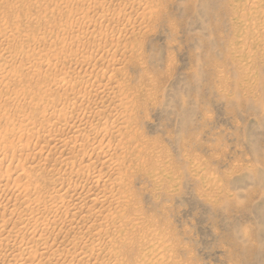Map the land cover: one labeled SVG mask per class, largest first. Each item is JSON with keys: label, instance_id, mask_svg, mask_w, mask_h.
Here are the masks:
<instances>
[{"label": "rangeland", "instance_id": "rangeland-1", "mask_svg": "<svg viewBox=\"0 0 264 264\" xmlns=\"http://www.w3.org/2000/svg\"><path fill=\"white\" fill-rule=\"evenodd\" d=\"M112 10L120 14L128 12L124 16L117 11L120 21L114 24L115 29H109L113 34L104 26L84 23L87 18H98L104 12L111 14ZM104 32L107 37L92 41L90 34L102 37ZM35 38L41 41L37 43ZM83 40L93 42L94 50L83 49ZM103 42L109 43L108 48ZM0 44V83L5 80L4 87L0 84V140L6 139L2 141L5 146L0 144L4 147L0 150V175L10 172L13 179L21 170L30 171V186L42 188V193L51 191L56 184L53 179L56 176L50 175L54 170L65 177L81 168L95 174L100 170L106 176L96 183L99 189L116 173H122L120 176L129 183L125 189L117 185L120 182L110 179L113 190L108 187L106 191L103 187L105 192L109 189L110 196H122L121 190L125 189V201L123 198L117 201L118 197L114 199L95 186L92 194H99L91 196L92 199H104L105 195L110 198L100 205L99 200L89 197L79 204L81 207L87 203L82 211L80 207L74 208H80L77 215L66 201L77 197L86 177L82 182L76 181V192L71 190L72 198L68 196L63 204L69 210L63 205L54 206L52 214H59L65 220L62 225L56 224L51 234H46L48 245H52L46 249L48 255H58L65 263L72 259L71 264H264V0H0ZM94 71L99 74L98 80L86 81L85 77ZM105 82L108 84L104 85ZM36 96L42 100L38 101ZM93 115L101 122L97 131H82L84 135L75 145L48 147L53 132L61 134L63 129L62 135L70 136L73 118L86 122ZM115 117L123 118L122 122L117 118L120 121L117 123ZM122 125L126 126L122 128ZM116 128L124 133L118 140L105 135ZM98 131L105 136L104 141ZM127 136H132L131 140ZM100 140L112 148L99 144ZM97 144L99 148L90 151ZM117 145L124 148L117 149ZM85 146L91 147L85 151ZM101 147L106 148L103 150L109 152V157L103 156ZM68 155L70 158L74 155L71 158L74 164L59 163L60 158ZM112 155L119 161L112 159ZM107 160L114 165L108 166ZM103 163L107 164V170ZM42 193L36 198L41 199L38 202L45 200ZM10 196L0 192V217L8 220L5 221L8 227L11 219L15 220L17 210L12 207L14 195ZM89 200L94 204L90 205ZM100 209L105 215L100 212L98 216ZM73 214L77 218H72ZM83 216L87 224L81 222ZM67 219L76 221L70 224ZM92 219L96 220L95 225H90ZM74 223L80 225L79 234L85 230L82 236ZM81 223H84L82 227ZM97 227L102 229L100 236ZM70 228L77 233L69 232ZM73 238L77 244L71 242ZM89 239L95 242L88 243ZM9 241L8 245L15 243ZM85 252L92 254L88 258ZM75 253H78L76 257ZM2 259L0 264H7Z\"/></svg>", "mask_w": 264, "mask_h": 264}, {"label": "bare ground", "instance_id": "bare-ground-1", "mask_svg": "<svg viewBox=\"0 0 264 264\" xmlns=\"http://www.w3.org/2000/svg\"><path fill=\"white\" fill-rule=\"evenodd\" d=\"M100 1H102V0H100ZM249 1V0H248ZM254 1H256V0H254ZM94 3H95V1H94ZM93 3V4H94ZM255 3V2H254ZM254 3H252V5L254 4ZM96 4V3H95ZM255 5V4H254ZM93 7H94V5H93ZM96 7H97V5H96ZM96 7H94V8H96ZM116 9V8H115ZM134 9V8H133ZM113 10H114V8H113ZM112 10V11H113ZM132 10V9H131ZM131 10H130V12H131ZM248 10H250V8L248 9ZM118 10H116V11H113V12H111V14H105L106 12H104V14L102 13V15L101 16H99L98 18H87V19H85V18H83V19H85L86 20V22L84 21V23H87L88 25H94V26H104L105 27V30H109V29H112V28H114V24L116 23V21L118 20V22L117 23H119V18L120 17H118V15H117V13L119 12H117ZM121 11V10H120ZM133 11H135V10H133ZM137 11V10H136ZM135 11V12H136ZM103 12V11H102ZM123 12V11H122ZM107 13H109L108 11H107ZM128 12H124V14H126V15H128L127 14ZM133 13V12H132ZM241 13V12H240ZM243 13V12H242ZM119 14H120V12H119ZM123 13H121L120 15H122ZM123 14V15H124ZM131 14V13H130ZM132 15V14H131ZM263 15V14H262ZM93 16V15H92ZM125 16V15H124ZM95 17V16H94ZM118 17V18H117ZM121 17H123V16H121ZM123 18H125V17H123ZM130 18V17H129ZM132 18V17H131ZM262 18V17H261ZM263 19V18H262ZM127 20H129V19H127ZM252 20V19H251ZM141 24V23H140ZM139 24V25H140ZM84 25V24H83ZM117 25V24H116ZM142 25V24H141ZM86 26V25H85ZM138 26V25H137ZM260 26V25H259ZM141 27V26H140ZM139 27V28H140ZM47 28V27H46ZM46 28H45V31H46ZM94 28V27H93ZM115 29V28H114ZM48 30H50V29H48ZM87 30V29H86ZM247 30V29H246ZM262 30V29H261ZM94 31V30H93ZM92 31V32H93ZM104 31V30H103ZM111 30H109V33H112L113 32V30H112V32H110ZM49 32V31H48ZM91 33V32H90ZM103 33V32H102ZM101 33V34H102ZM108 33V34H109ZM114 33H115V30H114ZM263 33V32H262ZM93 34V33H92ZM92 34H90V36L92 37V41L93 40H100V39H102L103 38V36H105V37H107V33H105L104 32V35H102V37H100L101 35H99L98 36V34H94V35H92ZM100 34V33H99ZM113 34V33H112ZM111 34V35H112ZM261 34V33H260ZM87 35V34H86ZM3 36V35H2ZM6 36V35H5ZM89 36V37H90ZM259 36V35H258ZM36 37H38V36H36ZM3 38V37H2ZM40 38H42V37H40ZM241 38V37H240ZM36 39V38H35ZM38 39V38H37ZM36 39V40H37ZM39 41H41V40H39ZM38 40H37V43L39 42ZM84 41H86V40H83V46H82V48L84 47V48H86V50H88V49H91V50H94L93 48L96 46V45H94L93 44V42L92 43H90L89 41L88 42H85L84 43ZM101 41V40H100ZM104 41H107V40H104ZM108 42V41H107ZM112 42V41H111ZM36 43V42H35ZM96 43V42H95ZM40 44V43H39ZM97 44H98V41H97ZM103 44V46H105L106 45V42L104 43H102ZM109 44V43H108ZM106 45V47L107 46H109V45ZM110 44H112V43H110ZM117 44H118V41H117ZM1 45V44H0ZM79 45H81V44H79ZM5 46V45H4ZM12 45L10 44V47H11ZM38 46V45H37ZM126 46V45H125ZM7 47V46H6ZM10 47L8 46V48H9V50H11L10 49ZM14 47V46H13ZM97 49L99 50V46L97 45ZM0 48H2V46L0 47ZM5 48V47H4ZM8 48L6 49V50H8ZM83 48V49H84ZM102 48V47H101ZM108 48V47H107ZM118 48V47H117ZM82 49V50H83ZM97 49H95V50H97ZM8 50V51H9ZM14 50V49H13ZM86 50H85V53H86ZM98 50H97V53H98ZM105 50V49H104ZM104 50L102 51L103 53H104ZM109 50V49H108ZM113 50H114V48H113ZM113 50H111V51H113ZM251 50V49H250ZM100 51V50H99ZM115 51V50H114ZM6 52V51H5ZM12 52V51H11ZM10 52V53H11ZM109 52V51H108ZM107 52V53H108ZM1 53V52H0ZM4 53V52H3ZM88 53V52H87ZM93 53V52H92ZM5 54V53H4ZM48 54V53H47ZM3 55V54H2ZM8 55H9V53H8ZM46 55V54H45ZM86 55V54H85ZM1 56V55H0ZM41 56V55H40ZM47 56V55H46ZM45 56V57H46ZM83 56V55H82ZM88 56V55H87ZM97 56V55H96ZM95 57V56H94ZM94 57H92V58H94ZM101 57V56H100ZM32 58V57H31ZM38 58H40V57H38ZM44 58V57H43ZM91 58V59H92ZM102 58V57H101ZM40 59H42V58H40ZM39 59V60H40ZM83 59H84V57H83ZM86 59V58H85ZM88 59V58H87ZM97 59V58H96ZM114 59V58H113ZM112 58H111V60H113ZM32 60V59H31ZM76 60H78V59H76ZM80 60H82L81 58H80ZM107 60V59H106ZM120 60V59H119ZM29 61V60H28ZM83 61V60H82ZM81 61V63L83 64V62ZM91 62H92V60H91ZM112 62V61H111ZM117 62V61H116ZM85 63H87V62H85ZM84 63V64H85ZM89 63V62H88ZM123 63V62H122ZM32 64V63H31ZM80 64V63H79ZM114 65L116 64H118V63H113ZM108 65H110L109 63L107 64V66ZM115 65V66H116ZM123 65V64H122ZM113 66V65H112ZM114 67V66H113ZM113 67H112V70H113ZM118 67H119V64H118ZM109 68V67H108ZM115 68V67H114ZM109 69H111V68H109ZM90 71H92V70H90ZM108 71V70H107ZM106 71V72H107ZM114 71V70H113ZM95 73H92V72H90L89 73V76H88V78H87V76L85 77L86 78V81L87 80H91V79H93V81H97L98 80V76H99V74L98 73H96L97 71H94ZM108 73V72H107ZM85 74V73H84ZM83 74V75H84ZM121 74V73H120ZM119 74V75H120ZM83 75H81L83 78H84V76ZM86 75V74H85ZM102 75V74H101ZM108 75V74H107ZM111 75V74H110ZM113 75V74H112ZM111 75V76H112ZM117 75V74H116ZM106 76V75H105ZM79 77V76H78ZM77 77V78H78ZM108 77V76H107ZM114 77V76H113ZM116 77V76H115ZM1 78V77H0ZM3 78V77H2ZM5 78V77H4ZM84 78V79H85ZM103 78V77H102ZM101 78V79H102ZM105 78V77H104ZM103 78V79H104ZM19 79V78H18ZM84 79L82 80V82H84ZM102 79V80H103ZM108 79V78H107ZM110 79V78H109ZM78 80H80V79H78ZM101 80V81H102ZM114 80V79H113ZM3 81H5V80H3ZM2 81V82H3ZM85 81V82H86ZM92 81V82H93ZM108 81V80H107ZM110 81H111V79H110ZM1 82V83H2ZM19 82H21V81H19ZM109 82V81H108ZM108 82H105V84L104 85H106V84H108ZM115 82L117 83V81H116V79H115ZM0 83V84H1ZM4 83V82H3ZM3 83L1 84V86H3ZM64 83V82H63ZM91 83V82H90ZM103 83V82H102ZM110 83V82H109ZM113 82L111 81V84H112ZM5 84V83H4ZM21 84V83H20ZM61 84H62V82H61ZM99 84V83H98ZM79 85V84H78ZM97 85V84H96ZM7 85H5V87H6ZM93 86V85H92ZM95 86V85H94ZM99 86H100V84H99ZM98 86V87H99ZM125 86V85H124ZM123 86V87H124ZM4 87V86H3ZM86 87H87V85H86ZM97 87V88H98ZM121 87V86H120ZM90 88H91V86H90ZM105 88H106V86H105ZM104 88V89H105ZM118 88V87H117ZM116 88V89H117ZM84 89H85V87H84ZM107 89H109L108 87H107ZM0 90H2L1 89V87H0ZM51 90V89H50ZM106 90V89H105ZM112 90V89H111ZM114 90V89H113ZM120 90V89H119ZM118 90V91H119ZM5 91V90H4ZM47 91V90H46ZM72 91V90H71ZM74 91V90H73ZM95 91V90H94ZM102 92H103V88H102V90H101ZM49 92V91H48ZM97 92V91H96ZM1 93V92H0ZM64 93H66V92H64ZM78 93H79V91H78ZM77 93V94H78ZM109 93V92H108ZM115 93H116V90H115ZM43 94L44 95H46V93H45V91L43 92ZM74 93H72V95H73ZM104 94H105V92H104ZM43 95V96H44ZM86 95V94H85ZM34 96V95H33ZM38 96V95H37ZM36 96V99H38V101H39V99L40 98H38ZM40 96V95H39ZM48 96V95H47ZM46 96V97H47ZM67 96V98H68V100H69V96H70V94H67L66 95ZM87 96V95H86ZM35 97V96H34ZM51 97H52V95H51ZM72 97H74V95L72 96ZM101 97V96H100ZM41 98H42V96H41ZM48 98V97H47ZM56 98V97H55ZM61 98V97H60ZM66 98V97H65ZM67 98H66V100H67ZM83 98V97H82ZM88 98V97H87ZM102 99H103V97H101ZM107 98V97H106ZM114 98V97H113ZM116 98V97H115ZM52 99V98H51ZM54 99V98H53ZM74 99V98H73ZM72 99V100H73ZM78 99V98H77ZM85 99V98H84ZM117 99V98H116ZM125 99V98H124ZM40 100H42V99H40ZM55 100V99H54ZM61 100V99H60ZM65 100V101H66ZM71 100V99H70ZM69 100V101H70ZM75 100V99H74ZM94 100V99H93ZM120 100V99H119ZM132 100V99H131ZM130 100V101H131ZM36 101V100H35ZM47 101V100H46ZM62 101V100H61ZM101 101V100H100ZM124 101V100H123ZM129 101V100H128ZM127 101V102H128ZM64 102V101H63ZM72 102V101H71ZM74 102H76V101H74ZM79 102V101H78ZM81 102V101H80ZM95 102V101H94ZM93 101H92V103H94ZM102 102V101H101ZM126 102V101H125ZM124 102V103H125ZM47 103V102H46ZM53 103V102H52ZM51 103V104H52ZM65 103V102H64ZM66 103H67V101H66ZM73 103V102H72ZM88 103H89V101H88ZM41 104V103H40ZM90 104V103H89ZM102 104V103H101ZM120 104H121V102H120ZM126 104V103H125ZM129 104H131V102L129 103ZM43 105V104H42ZM65 105V104H64ZM83 105V104H82ZM94 105V104H93ZM134 105V104H133ZM47 106V105H46ZM60 106V105H59ZM62 106V105H61ZM86 106V105H85ZM88 106V105H87ZM100 106H102V105H99V107ZM127 106H129L128 104H127ZM57 107V106H56ZM117 107V106H116ZM44 109H45V107H43ZM73 108V107H72ZM119 108V107H118ZM122 108V107H121ZM121 108H119L120 110H121ZM126 108V107H125ZM43 109V110H44ZM51 109H53V108H51ZM50 109V110H51ZM60 109H62V111H63V108H60ZM90 109V108H89ZM92 109H93V107H92ZM94 109H95V107H94ZM127 109V108H126ZM56 110V109H55ZM64 110H65V108H64ZM74 110H76V107L74 108ZM98 110V109H97ZM96 110V111H97ZM103 110V109H102ZM59 111V110H58ZM88 111V110H87ZM103 111H105V110H103ZM111 111V110H110ZM109 111V112H110ZM93 112V111H92ZM92 112H91V114H92ZM102 112V111H101ZM116 112V111H115ZM131 112V111H130ZM60 113V112H59ZM63 113V112H62ZM64 113H65V111H64ZM84 113V112H83ZM95 113V112H94ZM98 113V112H97ZM100 113V112H99ZM128 112H126V114H127ZM54 114V113H53ZM57 114V113H56ZM56 114H54V115H56ZM68 114H70L69 112H68ZM78 114V113H77ZM76 114V116H78ZM85 114V113H84ZM113 114V113H112ZM116 114V113H115ZM130 114V113H129ZM83 115V114H82ZM97 115V114H96ZM99 115V114H98ZM97 115V116H98ZM117 115V114H116ZM120 115V114H119ZM121 115H122V113H121ZM123 115H125V114H123ZM128 115V114H127ZM88 116V115H87ZM90 116V115H89ZM94 116V115H93ZM100 116V115H99ZM130 116V115H129ZM55 117V116H54ZM58 118V117H57ZM72 118V117H71ZM76 118H79V117H76ZM76 118H73L74 120L72 121V124H71V128L69 129V131L68 132H71V135L70 136H68V135H65V137L62 135V133H63V129H62V132H61V134H59V133H56L55 134V132H53V134L54 135H51L50 137H52V139H51V141H49L48 143H49V145L50 146H48V147H51L52 149H58V148H60V147H65V146H68L69 144L71 145H75L76 143H77V141H78V139L82 136L83 137V135H82V131H84V133H86V131H91V132H93L95 129H96V131H97V128L98 127H100V119H97L95 116H94V118H88L87 117V119H85V120H87L86 122H83L81 119H77V120H75ZM110 118V117H109ZM116 119L115 120H118L119 119V117H115ZM118 118V119H117ZM69 119V118H68ZM83 119V118H82ZM105 119H107V118H105ZM123 119V118H122ZM122 119L120 120L121 122H122ZM130 119V117L128 118V120ZM43 120V119H42ZM113 120V119H112ZM118 120V122L117 123H119L120 121ZM48 121V120H47ZM67 121V120H66ZM124 121H125V119H124ZM127 121V120H126ZM131 121V120H130ZM43 122V121H42ZM59 123H62L61 122V120L60 121H58ZM58 122H56V124H58L59 125V123ZM31 123H32V125H33V123L34 122H32L31 121ZM52 123H53V121H52ZM68 123V122H67ZM116 123V124H117ZM11 124V123H10ZM13 124V123H12ZM11 124V125H12ZM50 124V123H49ZM49 124H46V126L48 125L49 126ZM54 124V126L56 127V125H55V123H53ZM53 124H52V126H53ZM105 124H107V123H105ZM112 124V123H111ZM123 124H124V122H123ZM125 124H127L126 122H125ZM16 125V124H15ZM15 125H12V126H15ZM28 125V124H27ZM31 125V126H32ZM57 125V126H58ZM62 125V124H61ZM108 125V124H107ZM35 126V125H34ZM65 126V125H64ZM112 126V125H111ZM114 126V125H113ZM124 126H126V125H124ZM123 125H122V128L124 127ZM130 126V125H129ZM16 127V126H15ZM30 127V126H29ZM54 127V129H56ZM58 127H60V126H58ZM57 127V128H58ZM69 127H70V124H69ZM101 127H103V126H101ZM108 127V126H107ZM12 128H14V127H12ZM18 128V127H17ZM64 128V127H63ZM106 128V127H105ZM117 128H119V126L117 127ZM117 128H116V130L114 129V130H112L113 132H110V133H107V134H109V135H107V134H105L106 136H109L110 137V139H111V137H116V139L118 140L119 138H117V137H121V135H122V133L121 132H119V130L120 129H118V131H117ZM14 129H16V128H14ZM60 129V128H59ZM65 129H66V127H65ZM101 129V128H100ZM112 129V128H111ZM125 129H126V127H125ZM11 130H13V129H11ZM18 130V129H17ZM17 130H15V131H17ZM58 130V129H57ZM105 130V129H104ZM53 131V130H52ZM55 131V130H54ZM65 131V130H64ZM103 131V130H102ZM115 131H117V132H119V133H114ZM123 131V130H122ZM125 131V130H124ZM128 131V130H127ZM127 131H125V132H127ZM14 132V131H13ZM50 132H51V129H50ZM49 132V134H51ZM109 132V131H108ZM129 132V131H128ZM96 133V132H95ZM98 133L100 134L101 133V131L99 132L98 131ZM103 133H105V131H103ZM103 133H101V136H100V138L102 137V140L104 141V137L105 136H103ZM63 134H65V132L63 133ZM70 134V133H69ZM88 134V133H87ZM124 134V133H123ZM86 135V134H85ZM97 135V134H96ZM127 135H128V133H127ZM88 136V135H87ZM87 136H85L86 137V139H87ZM98 136V135H97ZM96 136V137H97ZM123 136V135H122ZM82 137H81V139H82ZM128 137V136H127ZM131 137L132 136H130V137H128V139L129 140H131ZM88 138H89V136H88ZM2 139V138H1ZM90 139V138H89ZM92 139V138H91ZM106 139V138H105ZM115 139V138H114ZM115 139V140H116ZM134 139V138H133ZM4 140H6V139H3L2 141H4ZM47 140H49V139H47ZM108 140V139H107ZM122 140H123V138H122ZM125 140V139H124ZM128 140V141H129ZM1 140H0V144L3 146H5V143L3 144V142H2ZM46 141V140H45ZM83 141V140H82ZM89 141V140H88ZM94 141V140H93ZM97 141V140H96ZM112 141H114V140H112ZM5 142V141H4ZM102 141L100 140V143H99V141L97 142V143H99V144H102L101 143ZM109 142V141H108ZM121 142V141H120ZM130 142V141H129ZM133 142H135V141H133ZM106 143V142H105ZM109 143H111V141L109 142ZM117 143H119V142H117ZM128 143V142H127ZM93 144H94V142H93ZM108 144V143H107ZM107 144H104V145H107ZM116 144V143H115ZM80 145V144H79ZM82 145H84V144H82ZM88 145V144H87ZM98 145V144H97ZM96 145V146H97ZM103 145V144H102ZM103 145V146H104ZM120 145V144H119ZM125 145V144H124ZM130 145V144H129ZM138 145V144H137ZM44 145L42 144V147H43ZM60 146V147H59ZM81 146V145H80ZM95 145H93L92 147L91 146H85V148L83 147V149L86 151V149H90V147H91V149H90V151H92V152H94L95 150H97L98 148H99V145L96 147ZM116 146V145H115ZM118 146V145H117ZM122 146V145H121ZM1 147V146H0ZM36 147H38V146H36ZM45 147V146H44ZM58 147V148H57ZM73 147V146H72ZM76 147V146H75ZM79 147V146H78ZM105 147H107L108 149H109V147L110 146H105ZM104 147V148H105ZM120 146H118V147H115V148H117V149H120V148H122V147H120ZM127 147V146H126ZM125 147V148H126ZM2 148L4 149V147H1V149L0 150H2ZM35 148V147H34ZM33 148V150H35ZM51 148L49 149V151L51 150ZM74 148V147H73ZM82 148V147H81ZM80 148V149H81ZM103 148V149H104ZM110 148H112V147H110ZM114 148V147H113ZM124 148V147H123ZM122 148V149H123ZM133 148H135V147H133ZM137 148V147H136ZM45 149V148H44ZM47 149V148H46ZM46 149H45V151H46ZM70 149V148H69ZM82 149V150H83ZM100 149H102V147L100 148ZM102 149V150H103ZM106 149V148H105ZM40 151H42V148L41 149H39ZM38 150V151H39ZM61 150H63V149H61ZM72 150V149H71ZM70 150V151H71ZM79 150V149H78ZM111 150V149H110ZM4 151V150H3ZM39 151V152H40ZM45 151H43V152H45ZM49 151H47V152H49ZM70 151H68V152H70ZM76 151V150H75ZM112 151H113V149H112ZM115 151V150H114ZM113 151V152H114ZM131 151V150H130ZM1 152V151H0ZM5 152V151H4ZM51 153H52V151H50ZM82 152V151H81ZM97 152V151H96ZM100 152V151H99ZM101 152H103L102 154H103V156L105 157V158H107V157H109V152L108 153H106V152H104V150L103 151H101ZM113 152H111L112 154H113ZM118 151H116L115 153H117ZM30 153H31V151H30ZM36 153V152H35ZM42 153V152H41ZM72 153V152H71ZM70 153V154H71ZM74 153V152H73ZM86 153V152H85ZM98 153V152H97ZM96 153V155L98 156V154ZM111 153H110V156H111ZM115 153H114V155H115ZM128 153H129V151H128ZM2 154V153H1ZM4 154V153H3ZM15 154H17V153H15ZM33 154V153H32ZM38 154V152L36 153V155ZM67 154H69V153H67ZM80 154V153H79ZM82 154H84V153H81L80 155H82ZM92 154V153H91ZM118 154V153H117ZM116 154V155H117ZM122 154V156H123V153H121ZM126 154V152L124 153V155ZM18 155V154H17ZM16 155V156H17ZM39 155V154H38ZM90 155V154H89ZM114 155H112L113 157H112V159H114V157L116 156H114ZM139 155V154H138ZM137 155V156H138ZM13 156V155H12ZM15 156V155H14ZM15 156V157H16ZM61 156V155H60ZM69 156V155H68ZM68 156H66V157H64L63 156V158H60V162L59 163H61L62 162V164H64L65 166L66 165H68V163H72V164H74L72 161L73 160H71V158L74 156H72L71 158H70V156L68 157ZM79 156V155H78ZM91 156V155H90ZM102 156V155H101ZM103 156H102V158H103ZM34 157V156H33ZM37 157V156H36ZM75 157H76V155H75ZM82 157V156H81ZM117 157V156H116ZM119 157V156H118ZM141 157V156H140ZM90 158V157H89ZM57 159V158H56ZM62 159V160H61ZM83 159V158H82ZM91 159V158H90ZM96 159V158H95ZM123 159H124V157H123ZM58 160V159H57ZM70 160H71V162H70ZM111 160V159H110ZM109 160V161H110ZM114 160H118V158L116 159H114ZM114 160H112L113 162H115ZM122 159H120V162H122L121 161ZM139 160V159H138ZM56 161V160H55ZM75 161V160H74ZM84 161V160H83ZM89 161V160H88ZM97 161H98V158H97ZM97 161H96V163H97ZM102 161V160H101ZM108 161V160H107ZM107 162V164H108V166H110V164H113V163H111V162ZM119 161V160H118ZM117 161V162H118ZM125 161H126V159H125ZM98 162H100V161H98ZM104 162L106 163V161L104 160ZM54 163V162H53ZM78 163V162H77ZM80 163V162H79ZM89 163V162H88ZM91 163H93V161H91ZM90 163V164H91ZM101 163V162H100ZM105 163H103L102 165L103 166H105V168L106 167H108V166H106L107 164H105ZM124 163V162H123ZM129 163V162H128ZM56 164V163H55ZM58 164V163H57ZM81 164V163H80ZM87 164V163H86ZM94 164V163H93ZM97 164H99V163H97ZM96 164V165H97ZM115 164H117L116 162H115ZM119 164V163H118ZM121 164V163H120ZM160 164V163H159ZM53 165V164H52ZM82 165V164H81ZM102 165H101V169H102ZM114 165V164H113ZM112 165V166H113ZM124 165V164H123ZM126 165V164H125ZM124 165V166H125ZM121 166H122V164H121ZM128 166V165H127ZM60 167V166H59ZM76 167H78V166H76ZM119 167V166H118ZM128 167H130V166H128ZM38 168H39V166H38ZM52 168V167H51ZM50 168V169H51ZM61 168V167H60ZM100 168V167H99ZM114 168V167H113ZM133 168V167H132ZM58 169V168H57ZM57 169H56V171H57ZM62 169V168H61ZM60 169V170H61ZM67 169V168H66ZM66 169H64V170H66ZM72 169V168H71ZM74 169V168H73ZM84 171H83V170ZM94 169V168H93ZM92 168H91V170H93ZM108 168H106L105 170H107ZM133 169H136V168H133ZM30 170V169H29ZM48 170H49V168H48ZM87 170V169H86ZM96 170V169H95ZM104 170V169H103ZM109 170H111V169H109ZM119 170V169H118ZM128 170V169H127ZM127 170H126V172H127ZM32 171H33V169H32ZM40 171V170H39ZM46 171V170H45ZM44 171V172H45ZM50 171V170H49ZM59 171V170H58ZM94 171V170H93ZM113 171H114V169H113ZM5 172V171H4ZM7 172V171H6ZM9 172V171H8ZM20 172V171H19ZM21 172H22V170H21ZM17 173V175H15V177L13 178V179H10V177H12V176H10V172L7 174V173H5V174H1L0 175V192H2V194H4V196L6 197V194H7V196L9 195H14V197H13V203H12V207L14 208V210H16V213H15V220H12L11 219V221H10V227H8V225H6V223L8 222V220H3V219H1V217H2V215H0L1 217H0V219L1 220H3V222H5V221H7V222H5V223H3V222H1V224H0V259H2V260H4L5 259V261H3V263L4 262H7V264H34V262H35V264L37 263V264H67V263H65V260H64V262H62V261H60L61 259L63 260V258H60L59 259V257L60 256H56L55 257V255L53 256L52 254V256L51 255H48V252H47V250L46 249H50V248H52L51 246V244L50 245H48V240H47V238L48 237H46V234H49L50 233V230L51 229H55L56 227H55V225L56 224H58L59 223V225H62V224H64V220H62V217H61V215L59 216V214L57 215V214H52L53 212H54V206L55 207H57L56 205H61V207H62V205L64 204V202L66 201V198L68 197V196H70L71 198H72V196L71 195H73L74 193H72V194H70L72 191H74V192H76V186H75V183H77L76 181H78V180H81V182H82V178L85 176L86 177V180L85 179H83L84 180V182H83V186H82V190L81 191H79L78 193H77V197L75 198L74 197V199L71 201L70 199V201H71V203L69 204L68 202H70V201H66V205L67 206H69L70 208H72L73 210H74V208H78V207H80L79 206V204L80 205H82L81 204V202L83 203V201H85L86 199H89V197H91V196H93L94 194H92L93 193V191L95 190V186H97V182H99V180L100 179H102L103 177L102 176H104V173H102V172H100V170L98 171L99 172V174L98 173H87L86 171H85V169L84 168H81V169H79V170H77L76 172L74 171V173H70L71 175L69 176L68 174L66 175V177H65V175H63V176H61V174H60V172H59V174L58 173H55V170L54 171H52L51 173H50V175H51V177L53 176H56V178H53V179H56V184L54 183V186H52L53 188H52V190L50 191L49 190V192L47 191L46 193H42V191H41V189L40 188H38V187H36V186H30V183H29V180H30V171H28L29 173H27L26 171L25 172H22V173ZM38 172V171H37ZM41 172H43V171H41ZM64 172V171H63ZM62 172V173H63ZM72 172V171H71ZM84 172H86L87 174L85 175L84 174ZM120 172V171H119ZM132 172V171H131ZM35 173H36V170H35ZM46 173V172H45ZM101 173H102V175H101ZM39 174V173H38ZM114 174H115V172H114ZM129 174V173H128ZM127 174V175H128ZM37 175V174H36ZM42 175H43V173H42ZM47 175H48V173H47ZM116 176H112L113 178L112 179H114V181H116V182H120L119 184H117V185H120L121 187L123 186L125 189L127 188L125 185L127 184H129V183H126L125 181H127V180H125L124 179V176L123 177H121L122 176V173H119V174H115ZM121 175V176H120ZM44 176V175H43ZM42 176V177H43ZM58 176H61V177H58ZM69 176V177H68ZM105 176H106V174H105ZM104 176V177H105ZM129 176V175H128ZM48 177H50V176H48ZM58 177V178H57ZM107 177H109V175L107 176ZM114 177H116V178H114ZM125 177H126V175H125ZM40 178V177H39ZM32 179V178H31ZM41 179V178H40ZM74 179V180H73ZM104 179V178H103ZM109 179V178H108ZM110 179H111V177H110ZM110 179L108 180V181H110ZM111 179V180H112ZM34 180V179H33ZM44 180V179H43ZM50 180V179H49ZM57 180H59V181H57ZM10 181H12L11 183H10ZM55 181V180H54ZM103 181H105V180H103ZM108 181H105L104 183H102L103 185V187H105L104 189H106V191H107V188L109 187V189H111V190H113L112 188H110V186L112 185L111 184V182L113 181H111V182H108ZM130 181H131V179H130ZM33 182V181H32ZM81 182H79V183H81ZM109 184H108V183ZM128 182V181H127ZM52 183V182H51ZM50 183V184H51ZM97 183V184H96ZM114 183V182H113ZM108 184V185H107ZM111 184V185H110ZM77 185H78V183H77ZM110 185V186H109ZM116 185V186H117ZM131 185H132V183H131ZM40 186V185H39ZM44 185H42V187H43ZM49 186V185H48ZM100 186V185H99ZM99 186H97L98 188H97V190L99 189ZM115 186V185H114ZM130 186V185H129ZM210 186H211V184H210ZM72 187V188H71ZM80 187V186H79ZM103 187H102V189H103ZM119 187V186H118ZM45 188V187H44ZM49 189V188H48ZM102 189H99V190H102ZM103 189V191L105 192V190ZM109 189H108V192H105L106 194H108L110 191H109ZM124 189V190H125ZM72 190V191H71ZM116 190H117V188H116ZM119 190H121V189H119ZM124 190H121V193H122V196H121V194H120V196L118 195V196H115V197H118V198H116L117 199V201H119L120 200V198H123V200L125 199V191ZM129 190V189H128ZM70 192V193H69ZM97 192V191H96ZM116 192V191H115ZM41 193L43 194L42 196H43V198L45 199V200H42L41 202H38V200L40 201L41 199H36L37 198V196H40L41 195ZM69 193V194H68ZM114 193V192H113ZM117 193H118V190H117ZM131 193V192H130ZM96 194H99V193H96ZM96 194L94 195V196H96ZM110 194V193H109ZM108 194V195H109ZM111 194H112V192H111ZM129 194V193H128ZM129 195H131V194H129ZM32 196V197H31ZM100 196V195H99ZM101 196H103V195H101ZM100 196V197H101ZM110 196V195H109ZM112 196V195H111ZM110 196V197H111ZM114 196H112V198H114ZM11 197V196H10ZM69 197V198H70ZM108 196L107 195H105V198L103 199H95V197H94V199H92V197H91V199L92 200H99V203L101 202V203H105V201L104 200H106V198H107ZM110 197H108V198H110ZM32 198H34V199H32ZM42 198V199H43ZM111 198V199H112ZM126 198H127V195H126ZM8 200H9V198H7ZM111 199H109L110 200V202H111ZM115 199V198H114ZM68 200V199H67ZM108 200V199H107ZM127 200V199H126ZM132 200V199H131ZM90 201V200H89ZM94 201V202H95ZM125 201V200H124ZM91 202V201H90ZM90 202H88L89 204H90ZM109 202V201H108ZM107 201H106V204L108 203ZM115 202V201H114ZM127 202V201H126ZM133 202V201H132ZM101 203H100V205H101ZM120 203H121V201H120ZM8 204V203H7ZM87 204V203H86ZM86 204H84V206L86 205ZM94 203H92L91 202V204L90 205H93ZM112 204H114V203H112ZM112 204H110V205H112ZM116 204V203H115ZM117 204H118V202H117ZM128 204V203H127ZM58 205V206H59ZM66 205H63V206H65L64 208L66 209V208H68V207H66ZM108 205V204H107ZM118 205H120V204H118ZM122 205V204H121ZM8 206H9V204H8ZM72 206V207H71ZM84 206H81L80 208H81V210L80 211H82V209L84 208ZM99 206V205H98ZM124 206V205H123ZM129 206V205H128ZM89 207V206H88ZM91 207V206H90ZM119 207V206H118ZM59 208H60V206H59ZM79 208V209H80ZM86 208V207H85ZM100 208V207H99ZM105 208V207H104ZM107 208L109 209V207L107 206ZM114 208H116V207H114ZM123 208V207H122ZM71 209V210H72ZM79 209H77V210H79ZM110 209H111V207H110ZM112 209H113V207H112ZM117 209H119V208H117ZM121 209V208H120ZM119 209V210H120ZM125 209V208H124ZM128 209V208H127ZM67 210V209H66ZM68 210H69V208H68ZM76 209L73 211L75 214H77L76 213V211H77ZM96 210H98V209H96ZM101 210V209H100ZM99 210V213H98V216L99 215H101V213L100 212H102V210L100 211ZM8 211V210H7ZM89 211V210H88ZM94 211V210H93ZM114 211V210H113ZM1 212V211H0ZM57 212V211H56ZM55 212V213H56ZM63 212V211H62ZM77 212H79V211H77ZM92 212V211H91ZM90 212V213H91ZM136 212V211H135ZM64 213V212H63ZM88 213V212H87ZM96 213V212H95ZM96 213V214H97ZM103 213V212H102ZM121 213H123V212H121ZM50 214H52L51 215V217H48V215H50ZM80 214V213H79ZM104 214V213H103ZM107 214H108V211H107ZM7 215V214H6ZM66 215V214H65ZM78 215V214H77ZM77 215H75L74 216V214L72 215V216H74V217H72V218H77ZM80 215H82V214H80ZM90 215V214H89ZM105 215V214H104ZM120 215V214H119ZM96 216V215H95ZM110 216V215H109ZM115 216H117V215H115ZM4 217V216H3ZM6 217V216H5ZM97 217V216H96ZM96 217H94V219L96 218ZM127 217V216H126ZM13 218V217H12ZM70 218V217H69ZM78 218H80V217H78ZM82 218V217H81ZM80 218V219H81ZM86 218H87V215H86ZM86 218H84V216H83V218L81 219V220H83V221H81V222H85L84 221V219H86ZM99 218V217H98ZM98 218L96 219L97 221H98ZM100 218H103V217H101L100 216ZM109 218V217H108ZM113 218H114V215H113ZM120 218H121V216H120ZM5 219V218H4ZM41 219V220H40ZM88 219H89V217H88ZM87 219V220H88ZM104 219V218H103ZM107 219V218H106ZM124 219V218H123ZM29 220H31V222L29 221ZM67 220H69V219H67ZM66 220V221H67ZM75 221H76V219H74ZM95 220V221H96ZM112 220V219H111ZM63 222V223H61L60 224V222ZM72 221V222H71ZM75 221H73V219H70L69 220V222H70V224H72L73 222H75ZM95 221H93V219H92V223L90 224V225H95L96 223H95ZM101 221H102V219H101ZM104 221H105V219H104ZM115 221V220H114ZM68 222V221H67ZM78 222V221H77ZM94 222V223H93ZM106 222V221H105ZM104 222V223H105ZM118 222V221H117ZM3 223V224H2ZM86 224H87V221L85 222ZM116 223V222H115ZM75 224V223H74ZM80 223H78V225H79ZM82 225H81V227L83 226V224L84 223H81ZM99 224V223H98ZM98 224H97V226H98ZM103 224V223H102ZM67 225H69L68 223H67ZM67 225H66V227H67ZM86 226V227H91V226ZM113 225V224H112ZM116 225V224H115ZM57 226V225H56ZM65 226V225H64ZM75 226H77L76 224H75ZM80 226V225H79ZM79 226H77L78 227V234H79ZM100 226H102V225H99V227ZM107 226H109V225H107ZM66 227H64L65 229H66V231H68L67 229H69L68 227L66 228ZM71 227H73V226H71ZM80 227V228H81ZM114 227V226H113ZM116 227V226H115ZM105 228V227H104ZM60 229V228H59ZM74 229V228H73ZM76 229V228H75ZM83 229V228H82ZM81 229V230H82ZM89 229H92V228H89ZM97 229H98V231H99V229H101V228H98L97 227ZM117 229H118V227H117ZM61 230V229H60ZM59 230V231H60ZM102 230V229H101ZM100 230V231H101ZM104 230V229H103ZM111 230H113V229H111ZM55 231V230H54ZM53 231V232H54ZM65 231V232H66ZM72 229L70 228V231L69 232H71L72 233ZM83 231H85V230H82V232ZM86 231H87V233H89L90 231L92 232L93 231V233H94V231L95 230H90V231H88L87 229H86ZM100 231L98 232V235L100 236ZM3 232V233H2ZM52 232V233H53ZM61 232V231H60ZM74 232V231H73ZM80 233L79 235L80 236H82V234H84V232L83 233ZM111 232V231H110ZM62 233V232H61ZM67 233V232H66ZM76 233H77V230H76ZM75 232H74V235L76 234ZM86 233V232H85ZM105 233V232H104ZM156 233V232H155ZM51 234V233H50ZM63 234V233H62ZM94 234H97V233H94ZM110 234V233H109ZM123 234V233H122ZM54 235V234H53ZM67 235V234H66ZM79 235H78V238H81V237H79ZM86 235V234H85ZM98 235H96V236H94V235H91V236H94V237H97ZM103 235V234H102ZM101 235V236H102ZM155 235V234H154ZM55 236H56V234H55ZM64 236V235H63ZM87 236V235H86ZM88 236H89V234H88ZM104 236V235H103ZM110 236V235H109ZM115 236H116V233H115ZM54 237V236H53ZM67 237H69L68 235L66 236V238ZM71 237V236H70ZM72 237H74V236H72ZM94 237H91L92 239L94 238ZM76 238H77V236H76ZM77 238V239H78ZM89 238V237H88ZM98 238H100V237H98ZM98 238H96L97 240L96 241H98ZM103 237H101V239H102ZM111 238V237H110ZM118 238V237H117ZM116 238V239H117ZM13 240V242H15L14 244H10V245H12V246H10V245H8L9 244V240ZM53 239V238H52ZM83 239V238H82ZM95 239V238H94ZM93 239V240H94ZM106 239V238H105ZM107 239H109V238H107ZM112 239V238H111ZM54 240V239H53ZM70 239H68V241H69ZM86 240V239H85ZM91 239H89L88 240V243H89V241H90ZM72 241H74V238L71 240V242ZM77 241V240H76ZM79 241V240H78ZM92 241V240H91ZM12 242V243H13ZM17 242V243H16ZM59 242H62V240L61 241H59ZM64 242V241H63ZM63 242L61 243V244H63ZM71 242L69 243V244H71ZM85 242V241H84ZM86 242H87V240H86ZM93 243L95 242V241H92ZM92 242H90V244L92 243ZM72 243H74V244H77V242L75 243V241L74 242H72ZM79 243V242H78ZM97 243V242H96ZM95 243V244H96ZM108 243V242H107ZM55 244V243H54ZM53 244V245H54ZM83 244V243H82ZM85 244V243H84ZM84 244H83V247H84ZM89 244V246H92V244L90 245ZM101 243H99V245H100ZM63 245H65V244H63ZM94 245V244H93ZM98 245V244H97ZM96 245V246H97ZM103 245V244H102ZM57 246H60V244L59 245H57ZM67 246V245H66ZM65 246V247H66ZM72 246H74V245H71V247ZM77 246V245H76ZM106 246V245H105ZM112 246V245H111ZM110 246V247H111ZM49 247V248H48ZM54 247V246H53ZM68 247H69V245H68ZM81 247V246H80ZM113 247V246H112ZM164 247V246H163ZM57 248V247H56ZM59 248V247H58ZM76 248V247H75ZM72 249V250H75L76 251V249ZM87 248V247H86ZM93 248V247H92ZM91 248V249H92ZM64 249V248H63ZM68 249V248H67ZM88 249H89V247H88ZM87 249V250H88ZM90 249V250H91ZM94 249V248H93ZM101 249V248H100ZM52 250V249H51ZM70 250V249H69ZM71 250V251H72ZM79 250H81L80 248H79ZM84 250H86V249H84ZM70 251V252H71ZM77 251H78V247H77ZM89 251V250H88ZM87 251V252H88ZM104 251V250H103ZM114 251V250H113ZM52 252V251H51ZM57 252V251H56ZM62 252V251H61ZM63 252H65L64 250H63ZM67 252V251H66ZM69 252V251H68ZM73 252V251H72ZM89 252H91V251H89ZM97 252H99V251H97ZM108 252V251H107ZM106 252V253H107ZM110 252V251H109ZM160 252V251H159ZM67 253H65V255H66ZM69 254V253H68ZM72 254V253H71ZM74 254V253H73ZM78 253H75V257H76V255H77ZM85 254L87 255V253L85 252ZM89 254H92V253H89ZM88 254V255H89ZM96 254V253H95ZM94 254V255H95ZM97 254H99V253H97ZM70 255V254H69ZM69 255H67V256H69ZM87 255V256H88ZM110 255V254H109ZM87 256H85V259H86V257ZM92 256V255H91ZM100 256V255H99ZM154 256H156V254L154 253ZM153 256V257H154ZM63 257H64V255H63ZM70 258L69 259H71L72 258V255L71 256H69ZM78 257V256H77ZM83 257V256H82ZM111 257V256H110ZM110 257H109V259H110ZM65 258V257H64ZM74 258V257H73ZM81 258V257H80ZM88 258H89V256H88ZM156 258V257H155ZM69 259H68V261H69ZM76 259V258H75ZM95 259V258H94ZM108 259V260H109ZM113 259V258H112ZM78 260V259H77ZM81 260V259H80ZM83 260V259H82ZM81 260V261H82ZM114 260V259H113ZM112 260V261H113ZM149 260V259H148ZM151 260V259H150ZM37 261V262H36ZM67 261V260H66ZM71 261H72V259H71ZM71 261H70V263H68V264H71ZM79 261V260H78ZM86 261V260H85ZM89 261V260H88ZM155 261H156V259H155ZM2 262V261H1ZM80 262V261H79ZM95 262V261H94ZM103 262V261H102ZM78 262H76L75 264H77ZM85 263V262H84ZM83 262H82V264H84ZM87 263V262H86ZM96 263V262H95ZM94 263V264H95ZM98 263V262H97ZM105 263V262H104ZM109 263V262H108ZM114 263H115V261H114ZM5 264V263H4ZM73 264V263H72ZM101 264V263H100ZM103 264V263H102ZM110 264V263H109Z\"/></svg>", "mask_w": 264, "mask_h": 264}]
</instances>
